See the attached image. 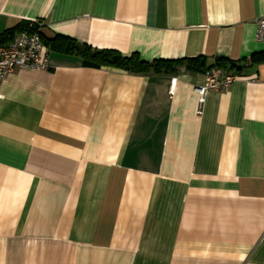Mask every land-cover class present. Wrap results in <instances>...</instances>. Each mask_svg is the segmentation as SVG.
I'll list each match as a JSON object with an SVG mask.
<instances>
[{
    "label": "crops",
    "instance_id": "0c3cea01",
    "mask_svg": "<svg viewBox=\"0 0 264 264\" xmlns=\"http://www.w3.org/2000/svg\"><path fill=\"white\" fill-rule=\"evenodd\" d=\"M262 16L264 0H0V35L43 24L50 56L0 80V264H264ZM56 36L239 68L199 115L213 68L85 67Z\"/></svg>",
    "mask_w": 264,
    "mask_h": 264
},
{
    "label": "trees",
    "instance_id": "16d2710c",
    "mask_svg": "<svg viewBox=\"0 0 264 264\" xmlns=\"http://www.w3.org/2000/svg\"><path fill=\"white\" fill-rule=\"evenodd\" d=\"M40 30L41 29L39 28L38 23H21L13 30H9L0 35V46L9 44L15 37L16 32L23 31L29 33L38 32L44 42L43 35ZM62 42L64 43V46L60 47ZM52 45L57 49H60L62 52L80 56L83 62V66L95 69H100L102 67H111L135 74L153 73L173 75L177 73L181 68H185L186 71L199 73L206 72L207 70L213 68L207 67L206 60L204 58L182 60L159 59L153 61H144L138 54L126 56L116 50H97L88 45L77 44L73 40L62 36H56ZM252 62H264V51L255 54L252 57ZM214 67H219L222 69H227L229 67H231L232 69L239 68L233 62H229L228 60L221 58L217 59Z\"/></svg>",
    "mask_w": 264,
    "mask_h": 264
},
{
    "label": "built area",
    "instance_id": "2783aa9c",
    "mask_svg": "<svg viewBox=\"0 0 264 264\" xmlns=\"http://www.w3.org/2000/svg\"><path fill=\"white\" fill-rule=\"evenodd\" d=\"M256 41L264 46V16L255 20ZM40 29L43 24L38 23ZM49 52L38 32H19L13 40L0 46V80L17 70L40 71L50 68ZM235 77L222 68L216 67L205 73L204 83L195 87L198 99L197 113H203L206 96L211 91H220L229 88Z\"/></svg>",
    "mask_w": 264,
    "mask_h": 264
}]
</instances>
